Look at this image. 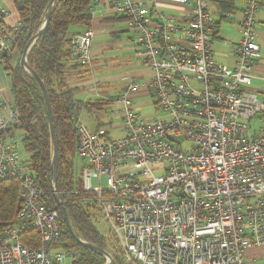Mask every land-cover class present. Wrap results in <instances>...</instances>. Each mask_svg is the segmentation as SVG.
<instances>
[{
  "label": "built area",
  "instance_id": "1",
  "mask_svg": "<svg viewBox=\"0 0 264 264\" xmlns=\"http://www.w3.org/2000/svg\"><path fill=\"white\" fill-rule=\"evenodd\" d=\"M260 2L244 0L230 69L214 59L209 0L113 1L152 76L132 81L116 100L119 137L89 131L77 105L70 120L84 162L82 190L96 196L124 264H246L248 250L264 247V94L252 90ZM5 16L0 8L4 69L23 28L7 27ZM95 35L89 28L69 38L78 64L91 65ZM139 88L149 91L159 118L132 108L129 95ZM19 127L20 113L0 93V181L17 180L21 200L17 222L0 236V264H69L71 253L60 247L61 209L21 160ZM52 195L60 200L54 183ZM26 233L39 237V247L23 243Z\"/></svg>",
  "mask_w": 264,
  "mask_h": 264
},
{
  "label": "trees",
  "instance_id": "2",
  "mask_svg": "<svg viewBox=\"0 0 264 264\" xmlns=\"http://www.w3.org/2000/svg\"><path fill=\"white\" fill-rule=\"evenodd\" d=\"M17 6L23 25L17 47L21 53L40 32L52 0H12ZM97 0H55L46 31L35 42L28 56V65L44 83L53 116L56 142L54 144L48 106L43 91L32 75L21 65L14 69L5 68L11 79L14 109L20 113L19 130L23 133L21 144L29 155L25 167L34 174L36 182L47 194V202L57 206L52 195V184L56 185L60 201L68 214L74 235L63 218L59 216L61 228L60 247L72 254L70 264H106L105 258L94 250L83 246L78 238L90 245L105 250L108 241L97 230L89 210L90 199L96 196L82 190V182L76 179L77 134L70 120L74 105L73 92L68 89L66 76L68 63L74 59L67 39L68 33L76 27L91 28L93 9ZM224 12L235 10L233 0H213ZM23 7L19 8V3ZM114 22L117 20H113ZM75 60V59H74ZM82 66V65H81ZM103 101L86 105L88 112L104 109ZM110 104V103H109ZM56 152V170L54 154ZM57 176L55 183L54 176ZM20 184L17 180L0 181V236L3 231L17 222L21 207ZM23 243L39 247L36 234L26 233ZM77 254L74 256V254ZM113 264H124L115 259Z\"/></svg>",
  "mask_w": 264,
  "mask_h": 264
},
{
  "label": "crops",
  "instance_id": "3",
  "mask_svg": "<svg viewBox=\"0 0 264 264\" xmlns=\"http://www.w3.org/2000/svg\"><path fill=\"white\" fill-rule=\"evenodd\" d=\"M114 0H97L93 9H94V15H93V21L92 26L96 32V37H106L107 35H112L116 38H121L120 33L123 32H114V28L116 25H119L120 23H128L129 20L126 17L117 15L112 10V4ZM141 1V0H140ZM149 1V0H148ZM235 10L233 12H224L219 7L217 3H215L213 0H209L210 2V8L216 9V35H215V41L216 40H222V27L227 25H235V28L238 30L239 38L236 42L232 43V46L230 51H232L227 58H223L224 62H220L219 60L214 59L218 64H222L230 69H235L237 66V59L235 55V46L238 43L240 39V29H239V20L240 16L242 14V11L244 9V0H233ZM0 8L3 9L6 12V16L4 17V23L7 27L11 28L16 26L18 23H20V15L18 11V6L12 1V0H0ZM162 11L165 12H171L175 13L176 9L162 6L160 7ZM117 20V21H113ZM256 23H257V43L260 46L261 55L260 59L256 60L253 66V75L255 77L252 90L256 93H258L260 96H263V80H264V0H261L260 2V9L256 16ZM130 26V24H129ZM85 29L82 27H76L73 28L67 36V39H69L74 34H80L84 32ZM128 33V31H126ZM100 44L106 45L105 48H114L115 46L111 43L108 44L106 42H100ZM121 45L124 47L123 49H120V51H117L118 53H113L117 57L118 55L124 54L129 56V58L134 59L136 61H141L144 69H135L130 71V78L132 81H136L139 83L144 82L148 78L152 76L150 70L144 65L142 62L139 51L140 46L136 43L135 38H129L125 41H121ZM23 53L20 52L18 47L14 50L12 53L9 62H8V68L14 69L17 66L21 65ZM111 52H102L101 49L92 48V63L90 66H81L78 64L77 61L72 59L68 63V71L66 76V82L68 89L73 92V100L79 105V108L81 110L80 113V120L81 123L84 125L83 121V115H88L94 119V122L90 124V126H85L89 131H98L100 129H105L108 134V138H116L121 135V123L119 125H113L112 121H109L104 125L103 120L107 118V115L103 112L106 109H109L110 107H113L115 104L119 105V108L121 107L120 104L116 103V100L112 99H102L105 95L103 91H99V84L100 80L93 77V73L96 69L103 67L102 60H107L110 57ZM112 58V57H110ZM140 63V62H139ZM131 81V82H132ZM0 93H1V99L8 104V106L14 107V98L12 94V87H11V79L9 77V73L2 67H0ZM131 101H151V104L153 105V100L151 97V94L148 90L144 88H139L137 91L131 93L129 95ZM103 101L105 103H108L107 106L104 107V109L99 111H93L88 112L86 110V105L93 104L95 102ZM110 103V104H109ZM118 109V108H117ZM114 110V109H113ZM111 115H118L115 113H110ZM119 119H121V116L118 115ZM112 132L115 134L114 136H111ZM264 247L259 248H252L248 250L246 257H245V263L246 264H264Z\"/></svg>",
  "mask_w": 264,
  "mask_h": 264
},
{
  "label": "rangeland",
  "instance_id": "4",
  "mask_svg": "<svg viewBox=\"0 0 264 264\" xmlns=\"http://www.w3.org/2000/svg\"><path fill=\"white\" fill-rule=\"evenodd\" d=\"M210 13L214 18L217 17L215 8H210ZM123 31H125V33H120V37H121L120 39L112 35H107L106 37H101V36L96 37L93 41L92 48L101 49L102 52H111L110 57H112V58L109 57V59L105 61L102 60L103 67L96 69L93 73V77L101 81L98 89H100L99 91H103L105 94L102 99L117 100L121 98L124 92L131 84L132 79L129 76L130 71L135 69H142V70L144 69L141 61H136L134 59H131L129 58V56L124 54L118 55L117 57L115 56V54H112V52L118 53L117 51H120V49L124 48L121 45V41H125L129 38H136V34L130 28L128 23H120L119 25H116L114 28V32H123ZM126 31H128V33ZM221 35L223 39L214 41V44L212 45V50L214 52L215 59L219 60L220 62H224L223 58H227L229 54L232 52L230 51L231 47H233L232 43L238 40L239 33L238 30L235 28V25L225 24L222 27ZM100 42H106L108 44L112 43L115 47L109 48L108 46V48H105L106 45L100 44ZM27 47L25 48V50L27 49ZM21 66L28 74H30V72L25 68L24 65L21 64ZM131 102H132L131 103L132 108L146 119L152 120V119H157L161 116V113L155 110L154 106L151 104V101L149 100L131 101ZM117 108H119V105L115 104L113 107H110L109 109L103 111L107 115V118L103 120L104 125H106V123L109 121H112L113 125H119L121 123V119H119L118 115L114 116L110 114L113 109H117ZM83 121H84V125L89 127L90 124L94 122V119H92V117L88 115L85 116L83 115ZM255 126L258 127L259 124H256ZM115 134L117 135V133ZM115 134L112 132L111 136H114ZM22 137L23 136H21V138ZM19 152H20L21 160L23 162H27L29 159V155L24 151L22 145H20L19 147ZM76 158L77 159H76L75 176L76 179L81 180L84 162L80 160L78 156ZM103 181H104L103 186L105 187L106 186L105 178ZM93 184L96 185V181H94ZM89 201H90L89 204H91L92 206V208L89 210V214L97 230L109 243L108 247L105 250L109 253L112 259L111 264H113L115 259H120V250L117 247L116 242L112 236L111 226L107 223L105 219L106 218L105 213L99 206L97 202V198L92 197V199H90ZM78 240L88 243L87 241L83 240L80 237L78 238ZM102 256L105 258L107 264L108 258L104 255ZM71 262H72V257H70V261H68V263L70 264Z\"/></svg>",
  "mask_w": 264,
  "mask_h": 264
},
{
  "label": "water",
  "instance_id": "5",
  "mask_svg": "<svg viewBox=\"0 0 264 264\" xmlns=\"http://www.w3.org/2000/svg\"><path fill=\"white\" fill-rule=\"evenodd\" d=\"M54 3H55V0H52L50 2L49 10H48L46 19L44 21V24H43L40 32L30 41L29 46L24 51L21 64L25 66V68L30 72V74L34 78H36V80L38 81V83H39V85H40V87H41V89L43 91V94H44V97L46 99L47 106H48V120H49V123H50L51 135H52V138H53V141H54V144H55L56 137H55V131H54L53 116H52V111H51V107H50V103H49V97H48V93H47L46 87H45L44 83L42 82V80L34 73V71L27 64V59H28V56H29V53H30L31 48L33 47V45L35 44V42L43 35V33L46 31V29L48 27L49 18H50L51 11H52V9L54 7ZM22 7H23V2H20L19 3V8H22ZM54 164H55L54 166H55V170H56V168H57V166H56V152L54 154ZM54 180L56 182V180H57V176L56 175L54 176ZM56 203H57V206L61 209L63 218H64V220H65V222L67 224L68 229L74 235V231H73V229L71 227L70 220H69L68 214H67V212H66V210L64 208L63 203L60 200H56ZM79 242L83 246H85L87 248H90V249L94 250L95 252H97V253H99L101 255L106 256L109 259V261H108L107 264H111L112 263V259H111L109 253L106 250L99 249V248H97V247H95L93 245H90L89 243L87 244V243H84V242H82L80 240H79ZM76 255L77 254L75 253L74 256H76Z\"/></svg>",
  "mask_w": 264,
  "mask_h": 264
}]
</instances>
